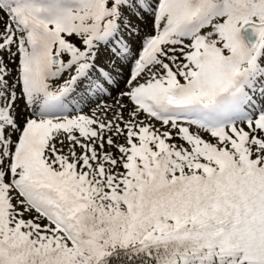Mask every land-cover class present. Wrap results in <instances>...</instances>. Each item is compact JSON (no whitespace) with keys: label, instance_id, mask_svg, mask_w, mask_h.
I'll list each match as a JSON object with an SVG mask.
<instances>
[{"label":"snow or ice","instance_id":"6c2138e0","mask_svg":"<svg viewBox=\"0 0 264 264\" xmlns=\"http://www.w3.org/2000/svg\"><path fill=\"white\" fill-rule=\"evenodd\" d=\"M0 16V264H264V0Z\"/></svg>","mask_w":264,"mask_h":264},{"label":"rangeland","instance_id":"374dc122","mask_svg":"<svg viewBox=\"0 0 264 264\" xmlns=\"http://www.w3.org/2000/svg\"><path fill=\"white\" fill-rule=\"evenodd\" d=\"M6 19H7L6 16H0V27L3 26V21L6 20ZM145 24L147 25V27L145 28V31H149V30H150V18H149L148 20L145 21ZM121 87H123V85H121ZM114 95H115V93H114ZM108 103H111V100H109ZM142 118H143V117H142ZM154 123H155L156 127H160L159 122H155V121H154ZM120 142H123L122 139H121ZM112 151L115 152L114 149H113ZM116 154H118V153H116Z\"/></svg>","mask_w":264,"mask_h":264},{"label":"trees","instance_id":"16d2710c","mask_svg":"<svg viewBox=\"0 0 264 264\" xmlns=\"http://www.w3.org/2000/svg\"><path fill=\"white\" fill-rule=\"evenodd\" d=\"M114 264H116V262H114ZM122 264H128V261L127 260H123ZM133 264H134V262H133Z\"/></svg>","mask_w":264,"mask_h":264}]
</instances>
